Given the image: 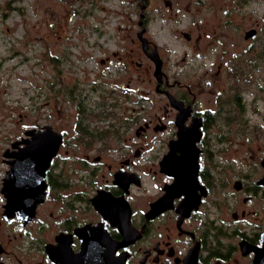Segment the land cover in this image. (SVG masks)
Wrapping results in <instances>:
<instances>
[{
  "label": "flooded vegetation",
  "instance_id": "af4514ba",
  "mask_svg": "<svg viewBox=\"0 0 264 264\" xmlns=\"http://www.w3.org/2000/svg\"><path fill=\"white\" fill-rule=\"evenodd\" d=\"M148 6L141 0L131 38L150 61L145 88L116 76L125 68L109 56L102 71L89 69L92 78L64 81L55 67L45 78L50 114L42 111L3 149L10 155L0 177V264H106V232L108 264H264V63L246 56L249 43L233 58L231 49L221 52L215 70L199 77L191 66L164 71ZM181 33L193 55H214L215 37ZM153 49L159 78L146 53ZM34 132L61 135L44 173L4 186L13 153L27 143L17 141Z\"/></svg>",
  "mask_w": 264,
  "mask_h": 264
},
{
  "label": "rangeland",
  "instance_id": "374dc122",
  "mask_svg": "<svg viewBox=\"0 0 264 264\" xmlns=\"http://www.w3.org/2000/svg\"><path fill=\"white\" fill-rule=\"evenodd\" d=\"M147 1L148 35L161 50L164 71L170 68L177 72L191 66L194 76L199 77L203 70H215L221 52L225 55L231 49L228 54L233 58L239 53L237 48L249 43L252 46L243 50L246 56L252 57L256 65L264 63V0H172L171 8L163 0ZM140 3L141 0H0V177L6 167L2 158H7L3 149L22 134L26 125L40 122L42 111L50 114L55 106L52 97L45 103L44 93L49 90L45 78L50 79L55 67L60 68L64 81L70 82L77 75L83 79L85 73L92 78L95 73L89 69L102 71L101 62L109 56L111 64L127 63L118 65L125 69L114 73L116 76L120 74L124 81L146 87L150 76L146 64L150 61L131 41ZM250 27L256 29L255 35L244 40V31ZM183 30L201 33L206 40L215 37L208 47L214 55H193ZM185 51L187 59L183 60ZM191 56L196 59L189 65ZM138 60L142 62L140 67L135 62ZM57 61L59 65L54 66ZM260 72L264 78V69ZM95 152L106 156V151L90 150Z\"/></svg>",
  "mask_w": 264,
  "mask_h": 264
},
{
  "label": "water",
  "instance_id": "95a60500",
  "mask_svg": "<svg viewBox=\"0 0 264 264\" xmlns=\"http://www.w3.org/2000/svg\"><path fill=\"white\" fill-rule=\"evenodd\" d=\"M256 32L255 28H250L245 32V36H251ZM140 36V31L138 33ZM143 41V47L146 49V43L145 39L142 38ZM150 58L154 61L155 63V68H154V74L156 77H160V72H161V58L158 56V53L156 52L155 49L151 51L146 52ZM32 129H29L26 131V133L32 132ZM53 131L49 130L47 131L48 135H52ZM27 142L25 146L20 147L18 151H15L13 154L15 156L14 159L10 160L11 167L9 170L5 172L4 178H3V184L4 186L7 185L8 183L14 181V182H19L26 184L32 179L38 175H42L44 173L45 169V164L42 163V161L46 160V164L48 163L49 159L51 156L54 154L58 144L61 141V135L58 134V136H50L48 140H45L44 138L41 137V134L38 132L33 133V138L31 140H19L17 142ZM46 144H42V142H46ZM4 155L8 156L10 153H4ZM41 160V161H40ZM32 167H40V171L33 170ZM39 169V168H38ZM33 170V171H32ZM37 180V179H36ZM8 188V187H7ZM3 190V189H2ZM14 194V192H13ZM7 195V199L9 200H14V197L11 195ZM10 204H6L5 206L8 207ZM7 211V210H6ZM112 240L109 236V234L106 232V264H108V259H109V244L107 241ZM87 248V244H85V249Z\"/></svg>",
  "mask_w": 264,
  "mask_h": 264
}]
</instances>
